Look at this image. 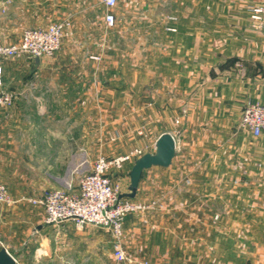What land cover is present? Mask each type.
I'll list each match as a JSON object with an SVG mask.
<instances>
[{
	"label": "crops",
	"instance_id": "obj_1",
	"mask_svg": "<svg viewBox=\"0 0 264 264\" xmlns=\"http://www.w3.org/2000/svg\"><path fill=\"white\" fill-rule=\"evenodd\" d=\"M248 3L250 11L264 8V0H248ZM97 7L101 16L97 15ZM105 13L100 0H0V26L16 29L12 37L0 38V41L20 42L26 28L46 27L63 19L73 23L72 35L64 38L61 48L52 57L36 59L21 54L6 65L8 75L4 84L14 93V101L12 106L0 111V180L17 202L12 205L0 203V249L5 247L22 264L115 263L109 231L92 225L79 228L72 219L47 224L44 207L29 201L46 190L78 191L77 172L81 168L88 171L93 166L91 160L81 167L79 147L74 141L70 151L65 149L64 138L68 136L63 126L62 107L92 105L99 99L96 98L98 92L107 89V79L105 83L98 80L107 69V51L90 50L87 45L97 36L100 40L106 36L101 34L105 32ZM203 21L205 19L200 20V28H192L193 21L185 17L181 23L170 24L176 29L172 31L178 32L168 34V37H171L170 41L182 43V48L160 56L162 63L167 61L173 69L167 75L157 74L156 78V105L160 107L165 102L167 105V117H151V123L159 131L156 141L164 132L172 133L176 140L180 133L182 158L197 153L198 166L205 170L208 154L202 144L216 133L230 139L222 148L221 166L226 169L230 166L233 170L240 168L242 162L249 168L257 163V159L261 160L256 156L264 155V146L257 149L248 141L258 139L264 143V133L255 137L248 130L233 131L232 126L238 125L248 101L264 102V43L255 42L258 36L254 32V40L249 37L251 48L233 52L231 57L228 52L209 69L202 58L205 52L200 48L208 36L201 27L205 26ZM98 25L99 33L96 31ZM197 46L199 50L196 51ZM102 100L107 105V100ZM10 109L9 117H2L3 112ZM21 113L24 117L19 116ZM32 114L37 117L30 116ZM74 117L79 119L75 113L72 119ZM144 118L141 117V121ZM103 121V137L107 139V117H103ZM209 122L225 123L229 128L209 134ZM178 145L177 140L174 160L179 154ZM107 150L109 153L106 140V154ZM118 152L123 153L120 149L116 150ZM258 164L262 166L264 161ZM132 166V162H128L122 169L112 171L111 175L121 178L122 194L130 191ZM171 172V166L146 170L134 199L154 197L148 192L150 182L155 185L156 179L169 176ZM195 181L184 194H158L157 199L167 203L166 209L127 216L124 225L126 247L132 256L150 258L152 264H223L221 244H214V252L207 246V218L227 216L224 207L229 203L230 216H237L240 196L233 194L228 199L221 193L214 195L208 193L205 178L199 177ZM254 201L248 218H264V206H258ZM211 203H216L215 209ZM239 227L235 226L233 232L264 235V226L256 223L248 224L244 229ZM261 249L263 253L257 252L252 257L240 253L237 247L239 253L228 263L264 264V242L258 251Z\"/></svg>",
	"mask_w": 264,
	"mask_h": 264
},
{
	"label": "rangeland",
	"instance_id": "obj_2",
	"mask_svg": "<svg viewBox=\"0 0 264 264\" xmlns=\"http://www.w3.org/2000/svg\"><path fill=\"white\" fill-rule=\"evenodd\" d=\"M249 8L248 0H119L114 8L115 25L111 28L105 25V32L102 31L101 34L106 36L102 37L101 40L97 36L94 42L87 44L90 50L107 51V69L103 75L98 76V80H101L102 83H105L104 80L107 79V89L98 92L96 98L99 99L92 105L84 103L73 107L69 105L62 107L64 112L63 126L68 136L64 138L65 149L71 150L72 141L78 144L81 167H85L91 160L92 165H94L100 155L113 159L136 148L144 149L146 153L155 152L159 131L151 123V117H167L166 102L162 103L164 106L161 105L160 107H157L155 102L157 95L156 78L158 77L157 74L167 75L173 69L167 61L162 63L160 56L170 50L182 48V43L170 41L171 37L169 38L168 34L172 35V33L178 32L170 30L173 28L170 24L172 22L181 23L185 17L191 18L193 21L192 28H200V20L205 19V22L203 21L205 26L202 25L201 27L208 36L206 42L201 43L200 48L202 52H205L202 54V58L207 61V67L211 69L219 61V57L225 58L222 56L227 55L228 52L231 57L233 52L237 53L251 48L254 32L258 36L255 42L264 43V12L257 13V8L253 9L254 11H250ZM96 9L97 15H100L99 7ZM257 14L261 15L262 19L258 20L253 17ZM99 25L96 26L98 33ZM15 30L14 27L0 26V38L12 37ZM0 43L15 44L18 42L1 40ZM195 50H199L198 46L195 47ZM16 57L0 59L4 83L5 77L8 75L6 65L9 60ZM162 91L167 93L166 90ZM102 98L107 100V105L103 104ZM73 113L79 119L75 117L72 119ZM10 114L11 109L5 110L2 117H9ZM19 116L24 117L22 113ZM30 116L37 117L35 114ZM103 117H107V139L103 137L105 124ZM141 117H145L143 121H141ZM228 128L225 123L221 122L207 123L209 134L212 131L227 130ZM232 129L233 131L242 130L237 124L232 126ZM177 134L179 154L171 165V174L156 179L155 185L149 181L148 192L154 197L141 200L133 198L132 200L141 204L142 208L132 213L166 209L167 203L158 200V194L164 196L172 195L175 192L178 195L184 194L188 186L196 182L195 179L203 177L208 181V193L214 195L221 193L228 199L233 194L240 196L237 204L239 206L238 215L233 217L234 219L230 216V203L228 206L225 204L226 208L224 207L225 211H228V215L223 213L227 216L223 218L209 216L207 218V246L209 250L214 252V244L219 242L222 245H220L222 248L220 251L223 264H231L228 261L235 260L239 253L236 250L237 247H239L240 253L252 257L257 252L263 253L262 249L258 251L263 248V234L234 233L233 230L236 229L235 226H241L239 228L244 229L243 227H247L248 224L252 225V223L261 227L264 226V218L260 216L248 218L247 216L254 200L258 206H264V165L258 164L259 161H264V155H257L256 157H260L261 160L257 159V163L252 164L249 168L240 162V168L231 170V167L227 166L229 169H226V167L221 166L219 161L223 156H221L222 148L227 145L226 142L230 139L215 133L213 137L206 138L202 144V147L207 148L208 154V161L204 166L206 169L203 170L198 166L200 159L197 153L191 156L187 154L182 158L183 144L180 142L182 138L180 133ZM106 140L107 148L111 152L108 153L107 150V154L104 151ZM248 142L257 149L264 146V143L258 139H252ZM17 144L20 145V142ZM242 145L240 143V146ZM192 146L191 144L189 149ZM117 149L122 150L123 153H116ZM192 162L196 165H193ZM83 170L81 168L78 172L76 171L79 173V178L91 169ZM113 176L111 175L114 183L121 186L122 182L119 175ZM1 204L8 205L6 203ZM211 206L212 209H215L216 203H211ZM216 228L218 230H215ZM130 256L138 261H148L152 264L150 258L134 257L131 254Z\"/></svg>",
	"mask_w": 264,
	"mask_h": 264
},
{
	"label": "built area",
	"instance_id": "obj_3",
	"mask_svg": "<svg viewBox=\"0 0 264 264\" xmlns=\"http://www.w3.org/2000/svg\"><path fill=\"white\" fill-rule=\"evenodd\" d=\"M105 7V25L111 28L116 23L114 8L119 0H100ZM257 13L264 8L256 9ZM260 20L261 15H254ZM170 30H176L174 27ZM73 23L63 19L46 27L26 28L21 41L15 44L0 43V59L12 58L21 54L31 57H52L62 46L64 38L72 35ZM14 93L5 88L0 67V111L3 107L13 104ZM239 129L250 131L255 137L264 133V102L248 101L242 111ZM146 151L136 148L128 153L108 159L100 155L91 170L79 178V189L46 190L38 198L29 201L44 207V222L59 224L74 220L79 228L87 225L106 229L113 240V255L116 264H150L138 261L130 256L126 247L125 220L127 216L142 208V205L131 198L122 197L121 186L115 184L110 173L113 169L120 170L128 162H134ZM0 202L12 205L17 201L12 197L8 187L0 180ZM16 264H22L16 259Z\"/></svg>",
	"mask_w": 264,
	"mask_h": 264
},
{
	"label": "water",
	"instance_id": "obj_4",
	"mask_svg": "<svg viewBox=\"0 0 264 264\" xmlns=\"http://www.w3.org/2000/svg\"><path fill=\"white\" fill-rule=\"evenodd\" d=\"M39 59V57H35ZM177 155V140L170 132L162 133L156 141L155 152H148L134 161L130 172L129 193L122 197L135 198L146 170L155 166L169 167ZM0 264H16V259L5 247L0 249Z\"/></svg>",
	"mask_w": 264,
	"mask_h": 264
}]
</instances>
